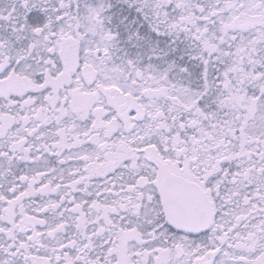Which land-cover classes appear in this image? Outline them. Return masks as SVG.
<instances>
[{
    "label": "snow or ice",
    "instance_id": "obj_1",
    "mask_svg": "<svg viewBox=\"0 0 264 264\" xmlns=\"http://www.w3.org/2000/svg\"><path fill=\"white\" fill-rule=\"evenodd\" d=\"M0 264H264V0H0Z\"/></svg>",
    "mask_w": 264,
    "mask_h": 264
}]
</instances>
